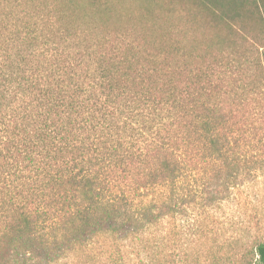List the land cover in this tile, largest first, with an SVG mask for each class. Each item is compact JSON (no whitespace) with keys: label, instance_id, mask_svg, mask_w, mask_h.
I'll use <instances>...</instances> for the list:
<instances>
[{"label":"trees","instance_id":"1","mask_svg":"<svg viewBox=\"0 0 264 264\" xmlns=\"http://www.w3.org/2000/svg\"><path fill=\"white\" fill-rule=\"evenodd\" d=\"M137 1L0 0V264H172L150 237L219 209L226 264H264V0Z\"/></svg>","mask_w":264,"mask_h":264},{"label":"rangeland","instance_id":"2","mask_svg":"<svg viewBox=\"0 0 264 264\" xmlns=\"http://www.w3.org/2000/svg\"><path fill=\"white\" fill-rule=\"evenodd\" d=\"M149 2V0H140ZM123 10L134 12L141 6L136 0H122ZM263 194L260 193L262 198ZM259 202V201H258ZM231 213V217L227 215ZM235 209H219L216 213V227L213 233L197 235L196 229L188 226L186 229L178 223L173 227L172 235L167 238L169 224L165 223L156 233L151 236L153 243L158 244V248L163 247L164 241L169 242L172 253V264H226L227 254L226 243L228 240L236 238L238 233L237 218L233 216ZM192 225V224H191ZM191 229V230H190ZM167 239H166V238ZM130 241L115 243L110 238H100L94 241L84 250H78L60 259L53 264H141V258H145L147 253L140 254L142 244L135 241L133 245ZM156 250V249H155ZM143 252V251H141ZM150 255L157 260V264H166V251ZM156 264V262H155Z\"/></svg>","mask_w":264,"mask_h":264}]
</instances>
